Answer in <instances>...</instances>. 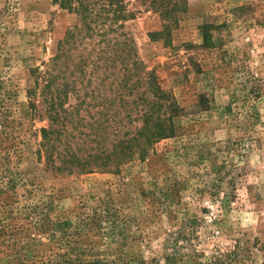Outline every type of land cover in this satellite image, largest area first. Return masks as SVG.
Wrapping results in <instances>:
<instances>
[{"label":"rangeland","instance_id":"obj_1","mask_svg":"<svg viewBox=\"0 0 264 264\" xmlns=\"http://www.w3.org/2000/svg\"><path fill=\"white\" fill-rule=\"evenodd\" d=\"M122 1L114 33L52 0H0V264H264V0ZM127 54L180 108L172 134L105 169L52 170L44 72L65 95L51 164L69 150L94 167L141 126V86L104 80Z\"/></svg>","mask_w":264,"mask_h":264},{"label":"trees","instance_id":"obj_2","mask_svg":"<svg viewBox=\"0 0 264 264\" xmlns=\"http://www.w3.org/2000/svg\"><path fill=\"white\" fill-rule=\"evenodd\" d=\"M54 3L58 4L61 7H67L68 9L73 10L80 18L82 26H85L87 30H92L90 27V22H96L98 18L103 16V22H108L109 31L116 33V30L112 28L113 25L116 27H121V23L117 24L118 21H125L130 14L127 12L125 5L122 0H52ZM176 0H151V4L154 7L164 6L165 9L167 5ZM102 22V23H103ZM211 24H203L201 28L202 37L204 43L207 42L209 36V29ZM78 25H75L74 29L68 31V38H74L77 34ZM100 35H104L100 33ZM151 35V34H150ZM125 41H120L116 37H113L109 40L112 42V46H117L119 43L122 45H129ZM130 46V45H129ZM120 67L117 69V72H111L109 75H104V80L112 78V82L116 81L115 87L112 89L126 88L129 91L132 89H139L140 86L142 91L139 92V104L140 108L137 109V119H140L141 126L137 128L135 134L129 138H126L121 141L122 149L119 152L115 150L107 152L104 156L105 161L101 164H94L92 166V160L95 157H100L99 155L90 154V156L83 157L77 151L67 150L66 154L69 158L75 162H69L64 165L53 166V154L56 153V158L61 155V151L55 150L52 146V150H49V144L51 149V142L53 143L57 138L56 129L53 127L55 123L59 120L65 118L62 108V98L65 96L63 89H53L51 88L52 83L54 82V74L49 72L46 73L41 80L44 81L43 85L40 88V95L43 98V102L46 104V113L47 118L51 121V124L48 128H42L41 137H42V146H45L46 150V162L50 164L52 170L59 172H79V173H88L93 170V168H107L110 166L112 157L115 158V162H125L128 159H131L134 155L138 157H143L148 153V147L155 142L156 140L164 137H168L172 134L173 124H172V113L177 114L179 107L176 106L170 95L160 88L156 77L150 70H146L144 64L137 60L134 56L130 54L125 56H118ZM110 62V61H109ZM114 64V63H113ZM97 65V64H95ZM101 65H105L101 64ZM99 66V65H97ZM122 69V72H120ZM122 73V74H121ZM132 77H136L135 80L131 83L129 81ZM37 82V81H36ZM111 84V83H110ZM110 86V85H109ZM110 91L112 90L109 87ZM63 94V95H62ZM62 95V96H61ZM120 96V93L118 94ZM137 98V96H136ZM124 105H127V100L123 101ZM137 104L136 99L130 101L129 104ZM31 107H34V104L31 103ZM127 111H131L132 108H127ZM168 112V115H167ZM67 114V113H66ZM70 116V114H67ZM54 135V137H53ZM102 154V153H100ZM93 157V159H92ZM89 159H92L91 162ZM68 162V160L66 161ZM109 163V164H108ZM99 169V168H98Z\"/></svg>","mask_w":264,"mask_h":264}]
</instances>
